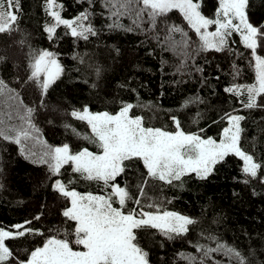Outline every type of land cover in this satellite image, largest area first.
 Wrapping results in <instances>:
<instances>
[{
	"label": "trees",
	"instance_id": "16d2710c",
	"mask_svg": "<svg viewBox=\"0 0 264 264\" xmlns=\"http://www.w3.org/2000/svg\"><path fill=\"white\" fill-rule=\"evenodd\" d=\"M199 1L202 13L214 18L219 0ZM46 2L19 0L14 30L0 34V79L11 90L0 95V114L8 126H19L24 121L17 114L33 110L34 138L24 142L23 152L21 145L0 137V227L15 232L14 225L25 224L37 230L6 241L14 257L24 259L49 236L65 238L72 232L74 222L62 215L69 200L55 189L56 178L82 193H107L102 183L73 173L71 165L55 176L46 164L33 162L49 147L61 144H68L74 153L83 148L98 150L85 138L93 135L89 125L73 117V111L88 108L115 114L131 103L136 105L132 115L142 116L146 127L174 131L175 117L186 133L216 138L227 124L226 114H239L244 117L241 147L258 162L264 161V102L258 98L259 106L248 109L241 102L245 97L225 91L255 82L251 50L244 47L239 34L233 33L223 51H203L178 10L158 17L153 27L147 15L137 20L134 11L113 16L105 0H57L63 5L64 19L87 12L89 19L83 23L91 24L96 34H89L87 40L73 37L61 25L49 39L45 29L54 21ZM246 11L250 23L264 25V0H249ZM172 25L187 33V49L180 43L181 33H170ZM38 50L55 53L64 69L46 93L39 82L29 79L32 56ZM242 167L239 157L229 155L206 179L190 174L169 185L148 177L139 161L126 162L117 182L140 199L145 211L155 212V207H148L155 204L160 211L195 221L186 234L171 238L159 229L137 230V242L147 252L149 264H200L201 260L240 264L223 253L204 257L198 245L215 248L217 241L236 249L244 264H264V180L260 179L264 168L257 178H250ZM140 206L128 202L129 208Z\"/></svg>",
	"mask_w": 264,
	"mask_h": 264
},
{
	"label": "snow or ice",
	"instance_id": "6c2138e0",
	"mask_svg": "<svg viewBox=\"0 0 264 264\" xmlns=\"http://www.w3.org/2000/svg\"><path fill=\"white\" fill-rule=\"evenodd\" d=\"M248 3L249 0H219L214 18L206 17L201 12L199 0H105V7L111 8L113 16L134 11L137 20H142L147 15L153 27L158 17L178 10L198 37L199 49L203 51H223L228 47L233 33L239 34L244 47L251 50L255 82L236 84L225 91L245 97L241 102L245 108L252 109L259 106L258 98L264 102V55L258 53V50L264 52V25L254 26L249 22L246 11ZM134 4L137 7L133 9L131 6ZM62 8L63 5L57 3V0L46 2L48 15L54 21L45 29L49 39L53 38L61 25L73 37L87 40L89 34H96L91 24L83 23L89 19L87 12L80 13L75 19H64L61 16ZM18 10L19 0H0V34L14 30ZM114 26L120 27L118 24ZM212 26H215V30L209 31ZM169 31L181 33L180 43L185 49L190 46V38L181 27L172 25ZM187 55L185 52V56ZM30 69L29 79L39 82L44 93L64 71L57 55L48 50L33 53ZM5 90L11 91L0 79V95ZM134 107L136 105L131 103L125 104L116 114L93 113L87 108L82 112L71 113L90 126L93 135L85 138L91 139L99 151L83 148L74 153L68 144H64L49 147L38 161L33 162L46 164L55 176L60 175L65 165H71L72 172L80 174L83 179L102 183L107 194L82 193L59 179L55 180V189L69 200V206L62 215L74 222L72 232L66 234L65 238L49 236L42 246L32 250L28 257L20 259L14 257L6 241L37 230L25 228V224L14 225L15 232L0 227V264H148V254L137 242V230L159 229L169 238L173 234H186L189 226L195 223L192 218L177 212H161L155 204L148 205L150 208L155 207V212L145 211L140 206V199H134L128 188L117 182V178L125 172L126 162L139 161L148 177L169 185L190 174L206 179L215 165L229 155H235L243 161L242 171L250 178H257L264 168V161L258 162L241 147L243 116L226 114L224 118L227 119L228 126L223 128L221 138L216 140L196 133H186L175 117L172 118L175 123L174 131L146 127L142 116L131 114ZM32 111L28 108L26 115L17 114L24 121L19 126H8L0 114V137L21 145L22 152L24 142L34 138V126L30 119ZM8 118H12L11 114ZM31 155L35 156L36 153ZM260 179L264 180V176H260ZM143 194L141 187L139 195ZM130 200L140 207L128 208ZM69 235L73 238L69 239ZM208 239L215 240V237L209 236ZM198 247L206 258H210L212 253H223L244 264V258L236 249L218 241L215 248L203 245ZM200 264H204V261L201 260Z\"/></svg>",
	"mask_w": 264,
	"mask_h": 264
},
{
	"label": "rangeland",
	"instance_id": "374dc122",
	"mask_svg": "<svg viewBox=\"0 0 264 264\" xmlns=\"http://www.w3.org/2000/svg\"><path fill=\"white\" fill-rule=\"evenodd\" d=\"M200 2V1H199ZM200 5H201V3H200ZM202 12V11H201ZM50 26V25H49ZM215 30V26H212L210 29H209V31H214ZM88 109V108H87ZM79 111H83V109L82 110H79ZM91 111V110H90ZM92 112V111H91ZM93 113H97V112H93ZM111 114V113H110ZM116 114V113H115ZM132 114V113H131ZM232 115H239V114H232ZM241 116V115H240ZM241 123H242V121H241ZM228 126V123L225 125V127H227ZM90 127V126H89ZM91 129V128H90ZM223 130V129H222ZM221 136H222V131H221V133H220V136L218 137V138H216V137H213V136H210L211 138H214V139H216V140H219L220 138H221ZM204 138H208V137H204ZM62 145H64V144H61V145H58V146H56V147H59V146H62ZM90 151H94V150H91V149H89ZM97 151H99V149L98 150H96V151H94V152H97ZM250 154V153H249ZM226 158V157H225ZM242 163H243V161H242ZM66 166H69V165H65L64 167H66ZM63 169V168H62ZM61 169V170H62ZM57 179H59V180H61L60 178H56L55 180H57ZM62 181V180H61ZM54 184H55V181H54ZM76 190V189H75ZM78 191V190H77ZM80 192V191H79ZM83 193H85V192H83ZM93 194H98V193H93ZM107 194V193H106ZM102 195H105V194H102ZM115 206V205H114ZM129 208V207H128ZM162 212V211H161ZM171 212H173V211H171ZM182 215V214H181ZM2 228H4V227H2ZM5 230H8V229H6V228H4ZM7 244V243H6ZM147 260H148V258H147ZM148 264H149V261H148Z\"/></svg>",
	"mask_w": 264,
	"mask_h": 264
}]
</instances>
